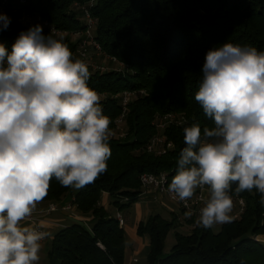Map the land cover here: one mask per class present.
Here are the masks:
<instances>
[{"label": "trees", "instance_id": "16d2710c", "mask_svg": "<svg viewBox=\"0 0 264 264\" xmlns=\"http://www.w3.org/2000/svg\"><path fill=\"white\" fill-rule=\"evenodd\" d=\"M86 1L27 0L25 10L66 31L55 35L43 28L45 36L66 43L76 59L80 39H73L71 33L81 30L84 20L74 4ZM91 15L94 38L104 54L126 66L123 71L91 72L88 81L90 88L104 96L100 101L111 120L110 130L121 113L113 95L124 90L143 92L127 105L126 135L108 141L107 171L72 195L77 210L90 214L91 219L55 233L48 253L50 264H122L124 230L116 216L99 204L101 194L107 192L121 207L142 191L139 176L144 172H166L169 184L186 146L183 128L194 123L201 131L214 126L194 99L208 50L228 42L264 51V0H96ZM28 28L11 20L7 30L0 31V44L10 50L18 34ZM166 113L181 115L185 121L158 130L154 121ZM160 134L172 147L165 153L149 151L147 145ZM72 192V187L52 179L43 201H59ZM240 195L245 200L242 213L220 224L216 232L200 226L180 208L182 223L191 229L175 233L167 254L163 253L166 234L179 220L168 221L155 214L138 223L137 232L149 237L148 264H264V244L255 239L264 233V203L255 190Z\"/></svg>", "mask_w": 264, "mask_h": 264}, {"label": "clouds", "instance_id": "9594fccd", "mask_svg": "<svg viewBox=\"0 0 264 264\" xmlns=\"http://www.w3.org/2000/svg\"><path fill=\"white\" fill-rule=\"evenodd\" d=\"M10 18L0 13V31ZM194 99L214 126L183 128L168 184L186 202L207 188L197 223L231 220V192L264 203V51L224 43L208 50ZM89 66L41 25L0 44V264H39L50 232L28 223L55 179L80 189L107 171L111 120L89 87Z\"/></svg>", "mask_w": 264, "mask_h": 264}, {"label": "built area", "instance_id": "2783aa9c", "mask_svg": "<svg viewBox=\"0 0 264 264\" xmlns=\"http://www.w3.org/2000/svg\"><path fill=\"white\" fill-rule=\"evenodd\" d=\"M96 3V0H87L84 3H75L76 9L81 13L82 18L84 20V26L81 30H77L71 35H74L75 38L80 39L78 47L76 49V59H81L86 62L89 66L90 73L94 71H108L110 69H114L117 71H123L126 69V66L117 61L115 57L106 56L102 51L99 43L94 38V28H95V19L91 15V9ZM27 5V0H0V13L7 15L10 18V21H16L24 26H34L39 24L42 28H48L55 35H65L66 31H61L54 28L47 20L42 19L37 14H30L25 10ZM21 9V11H20ZM94 56H105L107 57L112 66H105L104 64L97 63V61L93 60ZM114 65V66H113ZM143 91H129L124 90L119 94L113 95L114 98H118L121 113L115 120V127L111 129L112 135L111 137H124L126 135L125 127L123 126L124 119L127 113V105L132 98L141 94ZM99 94V93H98ZM103 95V94H99ZM185 121L184 117L174 113H166L162 116L158 117L155 121V127L158 130L164 129L170 123H182ZM172 147L170 141L166 140L165 135H156L154 136L149 144L147 145V149L149 151H156L158 153H165ZM139 180L144 190H153L157 192H165L169 196V198L177 203L179 207L184 210V213L189 217L199 218V210L204 205V201L207 199L208 190L207 188H198L193 197L188 199L186 202L178 201L173 197L172 194L168 191V177L166 172H161L159 174L144 172L139 176ZM233 198V208L230 213L231 219H237L242 213L245 207V200L240 194H236L235 192L231 193ZM74 197L65 203L62 206H57L55 201H51L48 203L47 211H53L56 209H61L63 211L72 213L77 221H80L84 224L87 223L88 218L81 214L74 202ZM122 200L126 201L127 198H123ZM118 220V224L122 226L123 219L120 214L116 215ZM36 227L42 228L38 225Z\"/></svg>", "mask_w": 264, "mask_h": 264}, {"label": "crops", "instance_id": "0c3cea01", "mask_svg": "<svg viewBox=\"0 0 264 264\" xmlns=\"http://www.w3.org/2000/svg\"><path fill=\"white\" fill-rule=\"evenodd\" d=\"M77 190H74L72 194H68L65 198L55 201L57 206L67 203ZM114 200V197L110 196L107 192H103L99 204L109 215L116 216L120 214L123 219L122 228L125 235V250L122 264H148L149 237L146 234L138 233L137 225L140 222H145L149 216L159 214L168 221L175 218L179 220V222L175 221V226L176 224L178 226L184 225L182 223L184 221L183 217L177 210V207L180 209L179 205L173 202L165 192L142 189L130 204L121 207L114 204ZM48 203L49 201H41L28 221L30 225H38L50 232V237L41 242L42 249L39 264H50L48 253L51 249L55 233L65 226L78 222L72 213L61 209L47 211ZM83 215L87 216L89 220L91 219L90 214ZM255 239L264 244V233L258 234Z\"/></svg>", "mask_w": 264, "mask_h": 264}, {"label": "rangeland", "instance_id": "374dc122", "mask_svg": "<svg viewBox=\"0 0 264 264\" xmlns=\"http://www.w3.org/2000/svg\"><path fill=\"white\" fill-rule=\"evenodd\" d=\"M72 38L75 39V36L72 35ZM93 60H94V61H97V63L104 64L105 66H112L111 64H107V61H106V59H105L103 56H94V57H93ZM113 66H114V65H113ZM103 97H104L103 95H100V98H103ZM74 190H77V189L72 188V191H74ZM177 210L180 212V209H179L178 207H177ZM81 214H82V213H81ZM86 217H87V216H86ZM197 219H198V218H197ZM196 222H197V220H196ZM211 228H212V230H213L214 232H216V231L219 230L220 225H217V224H216V225H214V226L211 227ZM190 229H191V227H189V225H180V226H178V225L176 224V226L171 227V228L169 229V231L167 232L166 237H165V240H164L163 253H164V254H167V253L171 250L173 244L175 243V233H176V232L186 233V232H188Z\"/></svg>", "mask_w": 264, "mask_h": 264}]
</instances>
